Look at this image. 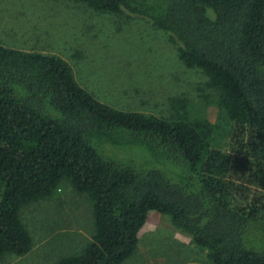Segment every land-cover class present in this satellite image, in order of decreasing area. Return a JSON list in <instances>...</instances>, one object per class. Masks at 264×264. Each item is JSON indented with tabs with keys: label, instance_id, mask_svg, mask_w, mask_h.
I'll list each match as a JSON object with an SVG mask.
<instances>
[{
	"label": "trees",
	"instance_id": "trees-1",
	"mask_svg": "<svg viewBox=\"0 0 264 264\" xmlns=\"http://www.w3.org/2000/svg\"><path fill=\"white\" fill-rule=\"evenodd\" d=\"M77 1L168 32L241 134L224 152L208 121L184 116L182 100L167 117L113 108L79 86L62 57L0 43V259L32 246L22 206L66 181L91 202V234L49 264H122L150 211L209 264H264V0ZM107 143L138 145L140 160L115 157Z\"/></svg>",
	"mask_w": 264,
	"mask_h": 264
},
{
	"label": "rangeland",
	"instance_id": "rangeland-1",
	"mask_svg": "<svg viewBox=\"0 0 264 264\" xmlns=\"http://www.w3.org/2000/svg\"><path fill=\"white\" fill-rule=\"evenodd\" d=\"M0 43L62 57L79 86L113 108L167 117L182 100L184 116L208 121L212 144L224 152H232L241 134L221 112L206 74L187 66L169 33L145 17L100 12L77 0H0ZM105 146L119 159L142 155L138 145ZM20 216L32 246L24 255L2 257L0 264H49L90 238L91 202L66 181L50 196L22 206ZM122 264L209 263L167 215L150 211L135 252Z\"/></svg>",
	"mask_w": 264,
	"mask_h": 264
}]
</instances>
